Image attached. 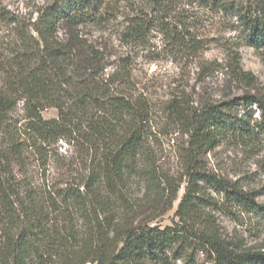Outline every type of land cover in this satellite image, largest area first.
<instances>
[{
  "label": "trees",
  "instance_id": "trees-1",
  "mask_svg": "<svg viewBox=\"0 0 264 264\" xmlns=\"http://www.w3.org/2000/svg\"><path fill=\"white\" fill-rule=\"evenodd\" d=\"M146 2L158 17H129L121 32L127 43L143 44L154 30L171 52L196 55L204 49L199 31L216 19L237 42L264 51V0ZM102 8L99 0H54L29 25L0 10V24L13 37L9 45L0 44V264H86L82 255L92 247L96 264H176L184 249L205 253L211 264H264V250H238L221 239L208 210L217 202L207 191L247 213L264 215V206L200 165L224 141L257 146L264 137V92L197 107L186 95L171 98L164 116L186 138L181 154L187 181L175 212L178 222L164 228L130 223L135 207L129 181L145 180L146 199H155L170 182L150 159L138 168L153 135L150 107L123 91L129 81L123 66L105 74L110 65L103 53L79 33L102 21ZM60 25L64 40L57 36ZM231 60L230 73L252 86L254 78L241 70L236 54ZM18 106L20 119L14 117ZM253 106L254 123L232 114L234 107L252 112ZM48 109L57 117L44 119ZM58 142L71 156L58 153ZM50 160L65 169L58 178L46 176ZM75 222L84 226L81 244ZM184 264L194 261L186 256Z\"/></svg>",
  "mask_w": 264,
  "mask_h": 264
},
{
  "label": "rangeland",
  "instance_id": "rangeland-1",
  "mask_svg": "<svg viewBox=\"0 0 264 264\" xmlns=\"http://www.w3.org/2000/svg\"><path fill=\"white\" fill-rule=\"evenodd\" d=\"M53 1L0 0V10L29 25L35 19L38 10L50 6ZM99 2L103 6L102 21L97 25L79 28V33L88 44L103 53L106 64L110 65L104 70L105 74L111 75L116 68L123 66L129 80L124 86L121 85L123 91L134 99L146 102L150 107L149 128L153 135L146 145L148 158L140 159L138 168L143 165L142 161L150 159L152 168L170 182V185L165 183L157 191L155 199L152 195L150 199H146L145 180L138 176L132 178L129 181L128 199L135 209L128 220L134 225L142 223L151 227H174L178 222L175 212L187 181L181 154L186 138L178 133L175 126H170L166 121L163 112L167 102L174 96L183 94L197 107L206 103H228L234 99L263 93L264 51L237 42L234 32L219 29L216 19L213 20V26H210V22L205 23L199 31L197 38L204 49L196 55L173 50L171 52L168 45L163 42L162 36L154 30L149 33L143 44L127 43L121 37V32L129 17L135 16L137 12L144 13L148 19L158 16L151 13L146 0H99ZM9 28L0 24L1 46L9 45L13 39ZM57 36L60 40L66 39L65 26H59ZM234 54L241 70L253 76L252 86L239 81L230 73L228 66L232 64ZM212 63L219 67L214 69L213 65L214 68L211 69L209 66ZM20 109L21 106H18L14 114L16 119L21 118ZM251 110L252 112L234 107L232 114L254 123L258 111L254 106ZM42 117L46 120L54 119L57 112L48 109L42 113ZM57 149L60 155L67 153L68 157L71 156V149L67 152L69 148L63 143L58 142ZM200 165L203 171L234 184L244 193L254 195L256 204L264 206V137L260 138L257 146L252 149L239 142L224 141L201 158ZM59 166L60 163L50 160L45 169L46 176L49 178L61 176L65 169ZM177 188L176 199L171 204ZM207 194L217 202V207L208 210L214 228L222 240L238 250H264L263 214L247 213L209 189ZM64 226L60 225L62 229ZM73 227L78 235L77 242L80 243L83 240L81 234L84 226L80 222H75ZM88 250V254H83L82 258H87L89 263L86 264H96L91 263L94 258L92 255L94 247ZM180 254L176 264H184L186 256H190L194 264H211L210 258L198 250L184 249Z\"/></svg>",
  "mask_w": 264,
  "mask_h": 264
}]
</instances>
